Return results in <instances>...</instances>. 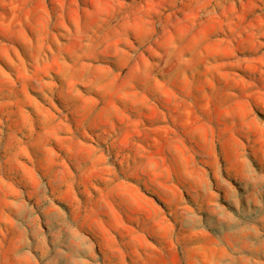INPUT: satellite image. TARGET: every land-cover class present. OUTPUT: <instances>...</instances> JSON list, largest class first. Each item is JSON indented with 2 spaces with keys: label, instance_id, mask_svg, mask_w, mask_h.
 I'll return each instance as SVG.
<instances>
[{
  "label": "rangeland",
  "instance_id": "obj_1",
  "mask_svg": "<svg viewBox=\"0 0 264 264\" xmlns=\"http://www.w3.org/2000/svg\"><path fill=\"white\" fill-rule=\"evenodd\" d=\"M0 264H264V0H0Z\"/></svg>",
  "mask_w": 264,
  "mask_h": 264
}]
</instances>
